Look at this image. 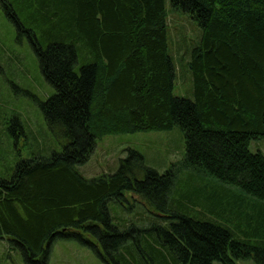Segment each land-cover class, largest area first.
Here are the masks:
<instances>
[{"label": "trees", "instance_id": "obj_1", "mask_svg": "<svg viewBox=\"0 0 264 264\" xmlns=\"http://www.w3.org/2000/svg\"><path fill=\"white\" fill-rule=\"evenodd\" d=\"M27 1L29 21L3 2L55 89L38 102L62 150L21 158L12 177L0 179V239L30 264H47L59 238L89 246L105 264H138L135 252L149 258L145 264L169 257L264 264V153L250 149L264 138V0ZM172 11L199 27L186 51L181 39L178 60L169 43ZM176 60L191 74L193 97L174 94ZM17 125L23 133L17 117L7 123ZM175 127L184 132L185 156L164 172L133 149L113 173L87 178L79 169L105 134ZM182 167L224 188L176 201ZM233 189L245 195L234 228L220 196ZM127 194L156 210L154 222H121L112 213Z\"/></svg>", "mask_w": 264, "mask_h": 264}, {"label": "rangeland", "instance_id": "obj_2", "mask_svg": "<svg viewBox=\"0 0 264 264\" xmlns=\"http://www.w3.org/2000/svg\"><path fill=\"white\" fill-rule=\"evenodd\" d=\"M3 1L0 0V179L11 178L16 163L21 158L28 159L34 155L48 156L55 150H62V146L55 141L50 133L38 102L46 101L55 93V89L42 74L39 59L28 37L23 34L20 39L18 38V29L9 18ZM6 1L14 6L24 21L34 19L31 17L34 8H30L27 0H20V3L18 0ZM168 9H171L169 2ZM169 24L171 27L170 50L172 49L171 52L173 51L178 60L177 51L181 39L183 38V49L186 51L191 47L192 41L199 32V27L181 11L170 13ZM177 60L174 94L193 97L191 74L187 70H183L180 61ZM13 117H17L23 124V133L18 125L16 128H8L7 123ZM130 149L142 153L148 166L164 172L173 163L184 158L185 135L180 127L160 131L108 133L97 140L95 151L79 169L87 178L113 173L119 167L120 160L127 157ZM250 149L254 153L258 151L264 153V138L253 140ZM222 185L224 184L215 178L207 175L201 176L182 167L177 178V191L174 194V200L187 203V196L193 190L200 191L204 200L209 199L214 193L218 194L224 188L221 187ZM220 196L227 209V214L232 216L233 222L230 225L234 228V223L239 222L235 216L239 211L238 203L245 195L241 194L239 190L233 189L231 195ZM143 204L137 195L127 194L126 199L119 206L112 205L111 209L115 216L122 219L121 222L127 219L134 221L136 225L147 226L154 222L156 210L150 212L147 207L145 210ZM130 205H134L131 211L124 209ZM229 209L234 212L232 213ZM156 219L159 218L156 217ZM142 246L149 251L146 244ZM135 257L138 264H145L144 261L149 260L147 256L136 252ZM168 261L169 264H176L170 257ZM0 264L30 263L26 261L22 251L13 246L9 238H4L0 239ZM47 264H105V262L92 248L78 240L59 238L53 244ZM164 264H168V262L166 261ZM214 264L222 263L215 261ZM238 264H255V262L254 260H239Z\"/></svg>", "mask_w": 264, "mask_h": 264}]
</instances>
